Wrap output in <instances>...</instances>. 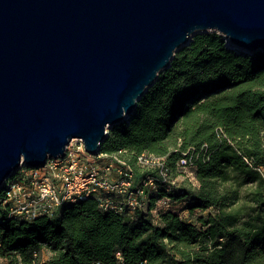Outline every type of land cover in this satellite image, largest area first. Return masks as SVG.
Returning <instances> with one entry per match:
<instances>
[{
    "label": "trees",
    "instance_id": "1",
    "mask_svg": "<svg viewBox=\"0 0 264 264\" xmlns=\"http://www.w3.org/2000/svg\"><path fill=\"white\" fill-rule=\"evenodd\" d=\"M188 148L196 150L198 187L167 194L160 186L135 221L101 211L93 197L26 218L12 215L0 193V258L40 264L44 249L50 257L41 264H264V51L240 53L216 33L195 35L100 153L123 150L137 174L138 155L164 157L174 174ZM163 196L214 214L200 217V227L172 212H159L156 223L149 210Z\"/></svg>",
    "mask_w": 264,
    "mask_h": 264
},
{
    "label": "water",
    "instance_id": "2",
    "mask_svg": "<svg viewBox=\"0 0 264 264\" xmlns=\"http://www.w3.org/2000/svg\"><path fill=\"white\" fill-rule=\"evenodd\" d=\"M264 51V0H0V187L24 165L96 155L197 34Z\"/></svg>",
    "mask_w": 264,
    "mask_h": 264
},
{
    "label": "built area",
    "instance_id": "3",
    "mask_svg": "<svg viewBox=\"0 0 264 264\" xmlns=\"http://www.w3.org/2000/svg\"><path fill=\"white\" fill-rule=\"evenodd\" d=\"M123 153L119 150L112 156L100 152L92 155L86 152L81 140L73 139L63 157L48 159L42 167L29 170L21 165L12 176L29 172L31 180L28 176L22 180L10 176L0 187L3 203L10 205L12 215L29 218L52 216L68 204L93 197L101 211L126 212L128 219L135 221V213L146 211L147 197L156 198L160 186L167 194L178 190L171 185L172 170L166 166L164 157L145 153L138 155L135 164L140 172L137 174L123 159ZM88 157L89 162L86 161ZM196 157V150L188 148L175 165L177 174L188 182L196 181L194 188L198 187ZM97 160L103 164L97 165ZM37 174L42 176L38 178ZM179 204L163 196L156 200L149 212H156L157 216L159 212L174 213L172 208Z\"/></svg>",
    "mask_w": 264,
    "mask_h": 264
},
{
    "label": "rangeland",
    "instance_id": "4",
    "mask_svg": "<svg viewBox=\"0 0 264 264\" xmlns=\"http://www.w3.org/2000/svg\"><path fill=\"white\" fill-rule=\"evenodd\" d=\"M208 33H212V32H208ZM89 157L86 158V161L89 162ZM105 161H106V158H104ZM96 164L97 165H101L103 164V161L101 160H97L96 161ZM261 173L264 175V167H262L260 169ZM41 173V172H39ZM30 173H25L24 176H28L30 178ZM38 178H40L42 175L41 174H37ZM171 185H173L175 187V190H178L179 192L181 191L179 188H185V190H188V189H194V185L196 183V181L193 179V181H187L181 174H177V173H174L171 175ZM31 180V178H30ZM187 182V184L185 183ZM186 201H181L179 202L178 206H175L174 208H172V211H174V214H176L177 216H179L180 220L183 221V222H186V223H191L193 225H195L196 227H200L199 223H198V219L200 217H205L207 215H213L214 214V210H208L206 212H200L198 210L194 211V212H189L188 208H186V203L189 204V201L187 200V198L185 199ZM147 207V206H146ZM61 211V209L55 211L56 214H59ZM152 218L153 220L157 223L158 222V219L159 217L156 215V212H152ZM50 257V253L47 251V250H42L39 254V257H38V261L39 263H43L45 262L47 259H49ZM0 264H6L5 260L1 259L0 258Z\"/></svg>",
    "mask_w": 264,
    "mask_h": 264
},
{
    "label": "bare ground",
    "instance_id": "5",
    "mask_svg": "<svg viewBox=\"0 0 264 264\" xmlns=\"http://www.w3.org/2000/svg\"><path fill=\"white\" fill-rule=\"evenodd\" d=\"M226 47L230 48L231 50L236 51V52H240V53H244L245 52L242 49L230 44L228 41H226Z\"/></svg>",
    "mask_w": 264,
    "mask_h": 264
},
{
    "label": "crops",
    "instance_id": "6",
    "mask_svg": "<svg viewBox=\"0 0 264 264\" xmlns=\"http://www.w3.org/2000/svg\"><path fill=\"white\" fill-rule=\"evenodd\" d=\"M62 209V208H61Z\"/></svg>",
    "mask_w": 264,
    "mask_h": 264
}]
</instances>
